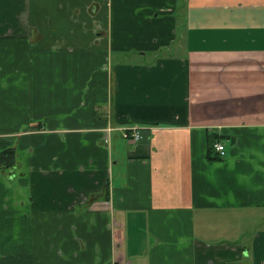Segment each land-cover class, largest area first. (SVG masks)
Returning <instances> with one entry per match:
<instances>
[{"label":"crops","instance_id":"0c3cea01","mask_svg":"<svg viewBox=\"0 0 264 264\" xmlns=\"http://www.w3.org/2000/svg\"><path fill=\"white\" fill-rule=\"evenodd\" d=\"M8 149L0 264H264V0H0Z\"/></svg>","mask_w":264,"mask_h":264},{"label":"trees","instance_id":"16d2710c","mask_svg":"<svg viewBox=\"0 0 264 264\" xmlns=\"http://www.w3.org/2000/svg\"><path fill=\"white\" fill-rule=\"evenodd\" d=\"M15 162V150L14 149H8L0 152V168H2L3 165L6 167L13 166Z\"/></svg>","mask_w":264,"mask_h":264},{"label":"built area","instance_id":"2783aa9c","mask_svg":"<svg viewBox=\"0 0 264 264\" xmlns=\"http://www.w3.org/2000/svg\"><path fill=\"white\" fill-rule=\"evenodd\" d=\"M132 131H133V134H132L133 135V139L135 141H138L139 139L142 138V135H141V133L139 132L138 129H133ZM215 148H216V150L218 152H221L222 154H224V146L223 145L217 144V145H215Z\"/></svg>","mask_w":264,"mask_h":264},{"label":"rangeland","instance_id":"374dc122","mask_svg":"<svg viewBox=\"0 0 264 264\" xmlns=\"http://www.w3.org/2000/svg\"><path fill=\"white\" fill-rule=\"evenodd\" d=\"M3 234H4L3 228H0V240H1Z\"/></svg>","mask_w":264,"mask_h":264},{"label":"bare ground","instance_id":"6f19581e","mask_svg":"<svg viewBox=\"0 0 264 264\" xmlns=\"http://www.w3.org/2000/svg\"><path fill=\"white\" fill-rule=\"evenodd\" d=\"M217 145V144H216Z\"/></svg>","mask_w":264,"mask_h":264}]
</instances>
